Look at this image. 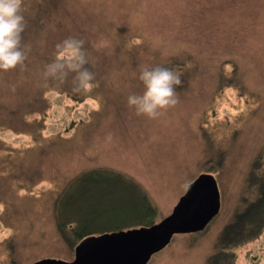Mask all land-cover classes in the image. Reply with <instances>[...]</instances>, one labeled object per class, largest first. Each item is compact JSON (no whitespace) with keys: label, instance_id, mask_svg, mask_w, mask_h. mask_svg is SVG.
Here are the masks:
<instances>
[{"label":"rangeland","instance_id":"374dc122","mask_svg":"<svg viewBox=\"0 0 264 264\" xmlns=\"http://www.w3.org/2000/svg\"><path fill=\"white\" fill-rule=\"evenodd\" d=\"M50 1L23 0V9L37 16L38 8L55 7ZM77 1L69 0L74 4ZM122 1V6L131 2ZM131 7L134 13H142L138 21L140 26L146 25V34L160 37H153V43L164 40L159 64L167 52L188 51L199 59L193 90L184 98L178 96L175 107L153 120L138 115L127 104L128 96L143 92V87L124 85L115 93V86L108 84L114 88L98 92L105 98L100 129L78 133V128H73L69 134L62 126L75 115L63 106L66 103L50 94L53 107L48 124L42 127L49 140L46 147L35 145L32 136L19 128H6L0 120V264H33L45 258L67 262L75 258V250L58 231L56 203L61 190L88 170L110 169L109 173H92L94 185L81 195L82 181L68 189L61 205L63 221L75 223L89 211L93 218L98 216L94 222L100 227L93 235L143 226H132L139 221L128 222L118 205L136 196V204L143 199L123 174L145 188L158 208L156 223L163 220L194 178L212 173L205 166L213 157L212 142L217 150L228 146L224 169L212 173L221 187L220 214L204 233L175 236L148 264H208V256L215 253L231 210L239 204L245 189L252 160L264 150V0H135ZM78 8L85 13V5ZM86 50L89 55L95 49L92 46ZM149 61L142 60L139 66H148ZM227 61L238 65L243 74L242 87H229L213 100L218 69L225 66V74L231 76L232 65ZM18 77L22 81L23 74ZM94 87L89 93L97 97ZM46 150L49 153L44 155ZM101 226H106L105 230ZM261 233L228 249L234 254V264H264V228Z\"/></svg>","mask_w":264,"mask_h":264},{"label":"trees","instance_id":"16d2710c","mask_svg":"<svg viewBox=\"0 0 264 264\" xmlns=\"http://www.w3.org/2000/svg\"><path fill=\"white\" fill-rule=\"evenodd\" d=\"M67 1L52 0L50 1V5H55V7L38 8L37 11H39V13L37 16L33 14L29 15L27 14L28 11L23 9L27 27L22 34V43L30 45L31 48L28 59L25 61L26 68L23 70L17 68L9 72L0 71V120L4 121L6 128L11 130L19 128L21 133L32 136V139L36 142L35 145L42 144L43 147H46L49 140L46 137L47 135L42 133L44 129L42 127L48 124L50 118L49 110L53 107L54 101L49 95L52 94L57 96L63 104L66 103L67 105H61L67 107L68 112L75 115L70 123H66L62 126L65 127V133L69 134L73 128H78L76 129L78 133L100 129L98 126L100 123L99 121L105 118L103 106L105 98L102 99L98 92L106 91V89L110 87L114 88L108 84L115 86V93H117V91L120 92L118 87L124 85L132 86L136 84L137 87H143L142 82L139 80V74L143 67L139 66V64H141L140 62L142 60L148 58L150 61L147 63H151L148 66L168 67L181 74L183 84L182 87L176 89L178 96L184 98L193 90L191 84L195 75H197V72L200 70L198 68L199 59L188 51L182 53L179 51L173 53L167 52L164 62L159 64L158 62L162 59L161 53L164 46L162 41L164 40L161 38L159 40L161 42L156 44L153 43L152 40L155 37H160L158 35L153 36L151 33V35H147V29L144 23L143 27L140 26L138 19H142V13L140 11H138L139 13H134V11L130 9L132 8V2L135 0H129L131 1L130 4L127 3L125 6H122L121 3L124 4V2H119V0H78L77 4L70 3L69 0ZM68 3H70V5H68ZM117 3H120V5ZM84 5L86 6L84 10L85 13L82 10L78 12V6L82 9ZM54 8L55 10H53ZM89 11L91 13L90 16L88 14ZM120 22L123 24H117ZM125 25L127 28H125ZM77 28H79V31ZM112 29H114V31H112ZM141 30L144 31V34ZM124 31L127 32L124 33ZM70 36L84 39L85 48L93 46L95 49L90 51L88 55V66L95 74V80L93 81L95 87H93L94 91L97 93V97L92 96L89 90L82 91L78 94L73 93L68 85L57 88L51 81L45 82L41 77L45 64L51 62L56 56V45ZM96 36H102V38H96ZM105 39H109L107 41L109 42L108 44L105 43ZM113 39H115V41ZM135 42H138V44ZM152 43L154 45H152ZM232 62L229 63V65H232L231 76L225 74V66L224 69H218L219 72L217 75L219 77V82L213 86L214 93L211 96L214 98L213 100H216V96H220L222 91L229 87H242L243 74H240L238 65ZM18 74H23L22 81L19 79ZM22 88H24V91L21 90ZM142 90H144V88ZM138 94H142L141 90ZM114 96L118 98V95ZM114 96L112 99L116 98ZM15 97H19V101H15ZM82 111L83 113H81ZM37 127H41V129L37 131ZM209 144L211 145V140H209ZM216 146L217 145L212 142L211 155L213 157L208 159L205 163L208 172L212 173L216 172V170H223L225 161L229 157L228 146L225 148L220 147L218 150ZM10 151L16 154L20 153L18 150ZM26 152L28 153L29 151ZM44 152V155L49 153L47 150ZM36 155H38V153ZM30 161L32 162V160ZM98 171L109 173L110 169L106 170L102 168L86 171L84 174L80 175L78 179L75 181L73 180L74 182L72 181L70 185L66 186L67 188L61 190L56 203L55 219H57L58 231H60L63 241L66 242L73 251L81 240L89 237V235H93L95 231L100 230V227L94 222V220L96 221V219H98V216L93 218V216H90L93 213L88 214V211L86 214L83 213L81 220L79 219L75 223H68L60 218L61 205L65 199L66 193L70 191H68V189H72L74 185L77 186V182L82 181V184H84L82 187H79L81 191L78 195H81L85 190L89 189V185H94L93 182L95 181V177L91 174L98 173ZM121 174L122 172L119 175ZM124 175H126L128 181L132 182L143 195L142 201H138V204L134 203V200H139V196L118 203L121 207V211L123 212L124 210L126 219L128 222L134 220L139 221L131 223L132 226H149L155 224V219L158 216L156 204L140 183L136 182L127 174H123L122 176ZM245 177V189H243L242 195L238 198L239 204L231 210V217L227 220L220 234L221 236L218 239L216 245L217 249L215 253L210 254L207 258L208 264H234V254L228 249L234 247L236 244L239 245V243L244 240L248 242L251 238H256L263 232V149L260 150L258 155L252 160L250 170H248ZM193 180H195V178ZM20 187L21 189H25L24 186ZM93 207L95 208V206ZM92 210L94 211V209ZM216 217H214L213 220H215ZM128 222L125 223L130 224ZM210 223L204 231L209 228ZM105 227L106 226H101V229L105 230ZM204 231L183 235L192 237L204 233Z\"/></svg>","mask_w":264,"mask_h":264},{"label":"clouds","instance_id":"9594fccd","mask_svg":"<svg viewBox=\"0 0 264 264\" xmlns=\"http://www.w3.org/2000/svg\"><path fill=\"white\" fill-rule=\"evenodd\" d=\"M26 27L23 0H0V71L26 68L25 61L31 51L30 45L22 43ZM56 49L55 58L44 66L42 79L51 81L57 88L68 85L77 94L90 90L94 86L95 74L88 66L85 40L70 36L59 42ZM139 80L144 88L142 94L127 98L128 106L138 115L154 120L178 104L176 89L183 84L178 72L163 66H144Z\"/></svg>","mask_w":264,"mask_h":264},{"label":"water","instance_id":"95a60500","mask_svg":"<svg viewBox=\"0 0 264 264\" xmlns=\"http://www.w3.org/2000/svg\"><path fill=\"white\" fill-rule=\"evenodd\" d=\"M221 205L217 178L201 173L163 220L146 227L89 235L75 248L72 261L45 258L33 264H148L173 236L204 231Z\"/></svg>","mask_w":264,"mask_h":264}]
</instances>
